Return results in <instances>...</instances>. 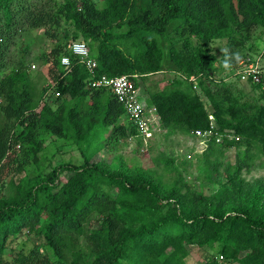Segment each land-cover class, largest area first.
I'll use <instances>...</instances> for the list:
<instances>
[{
  "label": "trees",
  "instance_id": "obj_1",
  "mask_svg": "<svg viewBox=\"0 0 264 264\" xmlns=\"http://www.w3.org/2000/svg\"><path fill=\"white\" fill-rule=\"evenodd\" d=\"M256 28L264 34V0H0V264H187L188 247L213 252L204 264H264V178L243 176L264 158V83L225 80L258 47L246 45ZM34 30L49 47L35 58L47 75L41 91L23 43ZM217 40L227 41L230 68L209 49ZM72 42L88 46L94 77H131L162 133L191 136L213 117L221 140L195 158L196 179L214 188L211 195L186 183L181 170L191 163L177 156L154 159L171 174L167 181L108 163V155L95 160L139 133L119 124L124 111L109 90L87 88ZM65 55L71 71L61 78ZM159 72L182 79L147 95L139 81ZM51 81L56 88L46 95ZM46 137L75 147L81 163L52 158L31 177ZM232 148L234 163L224 158ZM7 179L13 193L5 197ZM19 239L31 247L10 250ZM7 249L15 251L10 260Z\"/></svg>",
  "mask_w": 264,
  "mask_h": 264
},
{
  "label": "rangeland",
  "instance_id": "obj_2",
  "mask_svg": "<svg viewBox=\"0 0 264 264\" xmlns=\"http://www.w3.org/2000/svg\"><path fill=\"white\" fill-rule=\"evenodd\" d=\"M262 33V29H254L251 33L250 39L246 42V45L260 47L259 42L264 35ZM23 43L30 45V68L31 71H33L32 74L35 76L33 82L36 85L38 91H41V89L44 88L48 82L46 80L47 75L44 67L41 66L39 62H35V58L38 57L42 51L48 52V43L43 38L42 33L40 31L35 30L28 32L24 35ZM226 46V40H217L209 45L211 53L217 56L218 64L222 63L223 61L222 54L225 53ZM258 47L256 49H258ZM13 51L19 52V47L13 48ZM32 66H34V68H32ZM174 78L179 80L182 79L181 76H175V74L173 73L159 72L157 74L144 78V80H140L139 84L141 86L144 85V87H146L148 95V92L156 91L158 88L163 87L164 85H166L167 82H170ZM243 86L244 87H240H242L245 94L254 97L257 96V92L253 93L252 91H250V89H248L246 85ZM146 98V94L142 95V99L140 98V101L144 102ZM121 123L127 125V122L123 116L119 119V124ZM158 125L160 126V124ZM162 132L163 131H161V127H159L154 131L152 130L147 135L142 136L139 134V136L132 137L131 139H129L128 142L120 144L113 151L110 150L99 152V155L95 157V160H99L100 157H102L103 155H108V163H110L111 161H115L118 163V160H120L123 162L124 165L129 167L136 166L141 167L143 169H151L153 171H156L158 174H161L163 180L167 181V179L171 177V174L167 173L162 166L158 167L154 162V159L158 157V155L161 153H166L168 154V156H177V159L179 161L185 159L187 161H190L191 163L186 164V166H184L181 170L186 183L195 187L197 191L201 192L204 195H211L214 191V188L206 182L197 180L199 177V173L197 170V161L195 160V158L197 155L200 156L201 154H191V152L196 153L195 151L200 150L202 148L199 146L197 140H195L190 135L175 134L168 136ZM44 146L45 149L38 155L39 161L37 162L36 168L29 172L31 177L38 173H45L47 170V160L49 161L52 158L55 163L71 162L76 164L81 163L82 161L80 153L75 147L70 145H64L61 141L57 142V140H55L54 138L46 137L44 141ZM189 154H191L192 156ZM235 154L236 150L232 148L231 150L225 153L224 158L230 163H234ZM188 155L190 156V158H187ZM25 174L26 173L24 172L18 174L17 176H13L11 180L16 183L18 179L23 177ZM243 176L247 181H253L256 179L264 178V158L258 157L257 159H255L251 172L247 174L245 173V171H243ZM9 181L10 179L6 180L7 185L2 193V195L5 197L13 193L12 187L8 184ZM19 243L24 244L23 249L31 247L30 242H25L24 240L19 239L18 243L15 244L14 242L12 245L10 244L9 249L12 251L17 250L16 246L19 245ZM38 243L39 242L37 241V244ZM9 249L6 250L5 254L8 260L11 259V253H15V251L12 252ZM188 252L189 256L186 259L187 264H204L206 262L205 255H213V252L198 247H188ZM217 259L218 261H221L220 258Z\"/></svg>",
  "mask_w": 264,
  "mask_h": 264
},
{
  "label": "built area",
  "instance_id": "obj_3",
  "mask_svg": "<svg viewBox=\"0 0 264 264\" xmlns=\"http://www.w3.org/2000/svg\"><path fill=\"white\" fill-rule=\"evenodd\" d=\"M67 49L77 63L82 65L90 75L87 88L107 89L121 105L124 113L123 117L126 122L132 126H135L138 133L142 136L149 134L152 130H156L160 126L159 119L154 113V109L146 107L138 96L135 84L131 81L130 76H120L116 78H96L94 72L96 68V62L91 59L90 51L85 43L72 42L67 46ZM60 65L64 69V73L61 76L68 75L71 71V61L69 56H62L60 58ZM34 68V66H32ZM135 77V76H134ZM238 77L239 81L250 82L254 84L264 83V38L260 42V47L254 51L246 53L243 59L238 63V67L232 74V76L225 80L234 79ZM196 77H189L188 81L195 84ZM57 82H50L47 86L46 95L51 93L56 88ZM196 86L194 85V88ZM56 97L59 93H54ZM209 127L206 130H195L191 135L197 140L200 150L195 151V154H202L212 138L218 143L221 140V135L216 132V124L211 115L208 116ZM228 139H237L232 134L227 135ZM190 155V154H189ZM187 158H190V156Z\"/></svg>",
  "mask_w": 264,
  "mask_h": 264
},
{
  "label": "clouds",
  "instance_id": "obj_4",
  "mask_svg": "<svg viewBox=\"0 0 264 264\" xmlns=\"http://www.w3.org/2000/svg\"><path fill=\"white\" fill-rule=\"evenodd\" d=\"M234 59L239 62L240 61V55L239 53H234ZM223 67L224 68H230L231 66L227 63V61H223Z\"/></svg>",
  "mask_w": 264,
  "mask_h": 264
}]
</instances>
